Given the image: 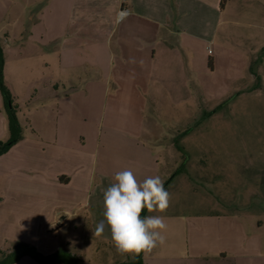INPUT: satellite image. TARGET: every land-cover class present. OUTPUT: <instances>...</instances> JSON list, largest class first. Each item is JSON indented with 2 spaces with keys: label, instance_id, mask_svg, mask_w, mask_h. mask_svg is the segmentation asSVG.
Here are the masks:
<instances>
[{
  "label": "crops",
  "instance_id": "obj_1",
  "mask_svg": "<svg viewBox=\"0 0 264 264\" xmlns=\"http://www.w3.org/2000/svg\"><path fill=\"white\" fill-rule=\"evenodd\" d=\"M235 2L243 8L230 13L254 15L250 36L235 30L243 24L233 15L225 16ZM29 4L41 10L37 23L46 30L37 42L44 85L22 101L39 102L25 110L6 80L24 134L0 157V251L23 242L45 256L62 249L86 264L67 237L84 234L114 247L107 225L99 237L94 231L104 219L103 192L117 172L131 170L140 182L158 175L165 182L182 163L176 135L197 118L202 100H229L232 133L237 103L249 92L264 94V0H0V12L22 14ZM122 7L131 14L118 22ZM61 8L67 12L62 31ZM2 42L7 56L16 49ZM225 59L229 73L220 81ZM7 137L0 94V140ZM226 156L229 175L236 167L232 148ZM243 164L245 172H264V151L254 165ZM242 200L244 212L217 217L226 221V249L213 253L227 264H264V218L245 213L253 206L262 211L264 197ZM61 216L67 218L52 233ZM203 220L197 213L185 219L196 249ZM117 256L127 261L115 264L134 259ZM16 264L40 263L26 256Z\"/></svg>",
  "mask_w": 264,
  "mask_h": 264
},
{
  "label": "rangeland",
  "instance_id": "obj_2",
  "mask_svg": "<svg viewBox=\"0 0 264 264\" xmlns=\"http://www.w3.org/2000/svg\"><path fill=\"white\" fill-rule=\"evenodd\" d=\"M28 6V11L22 14L0 12V40L7 39L8 43L16 48L14 49L16 51H9L8 56L5 52L4 78L13 85V91L17 97L14 98L20 99V104L25 105V110L39 102L34 100L24 104L25 102L22 101L28 98L33 99L30 97L32 95L34 97L36 91L44 85L40 74L41 56H38L37 42L41 34L46 31L39 28L37 23L41 17V10L30 8V4ZM234 7L243 8L240 3H232L225 16L233 15L243 24L235 30L241 35L250 36L254 29H250L247 24L253 21L254 15L241 10L230 13L229 10ZM55 16L56 14L54 18ZM57 16L62 31V23L67 19V12L61 8ZM4 17H8L7 20ZM15 17H20L17 23L14 22ZM225 28H228V25ZM21 59L27 62L23 68L18 65ZM228 73V61L225 59L218 69L217 80L223 81ZM213 86L215 88L216 84L211 85V88ZM244 98L246 99L240 100L234 109L233 120L235 119L236 122L232 133L228 125L227 105L214 115H207L227 98L220 102L202 100L197 118L178 131L179 135L191 129L188 136L181 140L188 159L184 165V173L174 178L167 190L170 193L169 207L162 213L159 211L149 213V215L163 216L167 228L163 233L166 237L165 243L146 253L147 264H227L220 254L213 253L219 249H226V221H219L217 217H225L227 212L234 209L244 212L242 204L244 197L252 198L254 202L256 198L264 197V172H257L255 168L246 172L242 169L245 162L254 165L256 156L264 151V107L260 104L261 100L264 102V94L249 92ZM231 134L232 139L229 137ZM229 148H232L235 154L236 167L233 169L234 172L228 175L226 154ZM184 160L182 155V163ZM181 164L167 176L164 183L174 175ZM180 200L183 201L180 202ZM239 201L240 205H236L235 203ZM255 207L260 208L253 206L252 211L245 213H251V216L252 214L261 215L264 218V207L260 212L254 211L258 209ZM196 213L204 215V235L200 237L201 244L197 249L194 248L191 232L188 233L187 238L185 231L187 229L190 231L189 227L186 228L185 219ZM67 238L74 241L78 249L83 251L81 255L86 264H115L127 261L126 257L117 256L118 253L114 247L100 239L78 233Z\"/></svg>",
  "mask_w": 264,
  "mask_h": 264
},
{
  "label": "clouds",
  "instance_id": "obj_3",
  "mask_svg": "<svg viewBox=\"0 0 264 264\" xmlns=\"http://www.w3.org/2000/svg\"><path fill=\"white\" fill-rule=\"evenodd\" d=\"M114 181L103 192L104 219L97 224L94 236L103 235L107 225L120 255L149 253L163 245L167 228L164 217H142L145 209L148 213H162L169 207L170 193L161 177H148L140 182L131 170H123L115 174Z\"/></svg>",
  "mask_w": 264,
  "mask_h": 264
},
{
  "label": "trees",
  "instance_id": "obj_4",
  "mask_svg": "<svg viewBox=\"0 0 264 264\" xmlns=\"http://www.w3.org/2000/svg\"><path fill=\"white\" fill-rule=\"evenodd\" d=\"M5 51L3 42L0 40V94L3 102V112L5 114L6 119V127L8 137L5 140H0V157L7 154L16 144H18L24 134L23 126L19 120V109L20 106L15 102V98L8 87L5 78H4V70H5ZM229 100H225L222 104H220L215 110L208 112L207 115H214L219 110H221L225 105L228 104ZM191 129L184 131L182 134L178 135L174 144L176 148L182 153L185 158V163H187L188 154L186 152L185 147L181 144V140L190 133ZM185 163L174 173V175L164 183V187L166 190L169 189V185L172 183L174 178L180 173H183L185 169ZM148 216V212L145 209L142 213V217ZM143 255H133L134 259L131 263H123V264H143ZM29 256L39 262L40 264H79L80 260L78 257L73 256L72 254L59 250L55 254L45 256L40 253L35 247L26 244V243H18L16 244L11 252H2L0 251V264H16L23 257Z\"/></svg>",
  "mask_w": 264,
  "mask_h": 264
},
{
  "label": "built area",
  "instance_id": "obj_5",
  "mask_svg": "<svg viewBox=\"0 0 264 264\" xmlns=\"http://www.w3.org/2000/svg\"><path fill=\"white\" fill-rule=\"evenodd\" d=\"M131 14L130 10L126 7H122L117 14V21L121 22Z\"/></svg>",
  "mask_w": 264,
  "mask_h": 264
},
{
  "label": "water",
  "instance_id": "obj_6",
  "mask_svg": "<svg viewBox=\"0 0 264 264\" xmlns=\"http://www.w3.org/2000/svg\"><path fill=\"white\" fill-rule=\"evenodd\" d=\"M66 218H67L66 216H61L56 226L52 228L50 231L53 233V232H56L58 229H60L61 226L63 225V222L66 220Z\"/></svg>",
  "mask_w": 264,
  "mask_h": 264
}]
</instances>
